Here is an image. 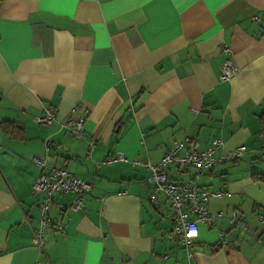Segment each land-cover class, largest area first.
Listing matches in <instances>:
<instances>
[{
  "label": "crops",
  "instance_id": "crops-1",
  "mask_svg": "<svg viewBox=\"0 0 264 264\" xmlns=\"http://www.w3.org/2000/svg\"><path fill=\"white\" fill-rule=\"evenodd\" d=\"M227 59L235 74L221 81ZM45 106L56 110L49 126L33 119ZM262 110L264 0H2L0 264H264V182L255 178L264 175ZM79 116L77 139L61 124ZM184 137L201 146L219 139L216 157L246 149L199 178L224 194L209 199L214 226L199 227L190 259L165 236L174 213L164 195L150 201V170L101 164L114 152L157 164ZM45 140L47 166L65 167L91 191L78 212L67 208L72 193L54 196L38 249L31 237L43 195L31 185ZM167 173L192 176L190 167Z\"/></svg>",
  "mask_w": 264,
  "mask_h": 264
},
{
  "label": "built area",
  "instance_id": "built-area-1",
  "mask_svg": "<svg viewBox=\"0 0 264 264\" xmlns=\"http://www.w3.org/2000/svg\"><path fill=\"white\" fill-rule=\"evenodd\" d=\"M222 51L228 53L230 49L223 47ZM234 74L233 64L230 59H227L221 66L220 80L228 81ZM74 111L75 108L71 110V112ZM33 119L38 125L49 126L56 120V110L52 106H45L41 113ZM85 121L86 116L68 117L61 124V127L78 139L83 137ZM260 137L262 138L261 135ZM43 144L45 154L33 158L34 164L42 172L34 179L31 185L34 194L43 195L39 204V225L34 229L31 237L32 245L38 249H42L44 245V235L49 225V210L54 203V196L57 193H72L73 200L67 208L71 212H78L83 209L84 195L91 191L90 183L74 177L65 167H48L46 154L51 144L48 140H45ZM221 147L222 142L219 139H213L209 144L201 146L198 141L184 137L181 141L169 145L157 164H152L149 161H140L136 158L129 159L122 152H114L104 159L101 164L109 165L122 162L131 165H144L150 170L149 180L154 183L153 191L149 196L150 201H153L156 193L162 194L174 213V224L170 230L165 231V236L169 241L177 240L185 249L186 257L190 259L191 249L198 238L199 227L214 226V220L217 215L209 210V199L211 197H220L224 194L221 191H205L198 184L199 178L205 171L211 170L217 164L239 160L246 152L244 146H238L232 150L222 152L216 157L215 153ZM181 150H184L183 154H179ZM169 166L180 170L190 167L192 172L191 179L187 182L172 180L167 173ZM258 218L262 220L264 215L259 214ZM230 223L234 227L239 226L242 232L246 231V223L234 212L230 215ZM63 228L62 223L56 225V229L59 231H63ZM193 232H195V235L190 234ZM224 245L225 242L220 237L216 247H223Z\"/></svg>",
  "mask_w": 264,
  "mask_h": 264
},
{
  "label": "trees",
  "instance_id": "trees-1",
  "mask_svg": "<svg viewBox=\"0 0 264 264\" xmlns=\"http://www.w3.org/2000/svg\"><path fill=\"white\" fill-rule=\"evenodd\" d=\"M2 3V0H0V5ZM1 126V125H0ZM3 129L7 130V125H3ZM258 133L264 138V110H262L258 115ZM256 175V179L264 182V175Z\"/></svg>",
  "mask_w": 264,
  "mask_h": 264
},
{
  "label": "clouds",
  "instance_id": "clouds-1",
  "mask_svg": "<svg viewBox=\"0 0 264 264\" xmlns=\"http://www.w3.org/2000/svg\"><path fill=\"white\" fill-rule=\"evenodd\" d=\"M191 235H195V232H193V233H190Z\"/></svg>",
  "mask_w": 264,
  "mask_h": 264
}]
</instances>
